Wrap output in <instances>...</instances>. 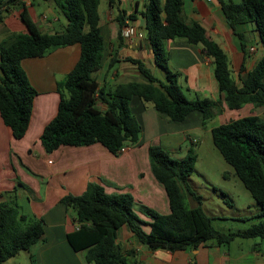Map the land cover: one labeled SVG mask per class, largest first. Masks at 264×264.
<instances>
[{
	"label": "trees",
	"instance_id": "16d2710c",
	"mask_svg": "<svg viewBox=\"0 0 264 264\" xmlns=\"http://www.w3.org/2000/svg\"><path fill=\"white\" fill-rule=\"evenodd\" d=\"M53 1L68 20L62 33H43L24 0H0V24L12 11L21 9L19 18L26 27V33H10L0 41V114L17 140L28 131L38 95L22 68V62L74 45L80 47V59L60 84L56 116L45 126L40 137L48 153L61 147L99 143L112 155L119 156L123 149L138 144L141 126L130 108L134 97L152 104L174 122H181L198 111L202 114V125L206 126L216 115L222 114L221 101L209 98L190 100L186 96L179 84L180 75L169 68L167 40L184 39L192 45L202 46L204 55L213 61V73L229 110L237 111L247 104L264 108V56L249 72H246L244 57L236 77L228 55L207 36L205 28L198 22L185 21L183 0H148L143 12L146 40L156 64L165 70L166 80L151 75L141 61L127 58L138 65L148 82L131 81L109 91L97 80L104 56L98 10L101 0ZM219 2L244 54L247 43L239 31L242 25H254L264 47V0ZM116 62L117 58L113 59L111 68ZM99 102L106 104L105 110L99 108ZM211 135L214 146L260 206L264 217V119L250 115L231 120L213 128ZM149 160L155 179L168 196L170 213L167 215L143 207L150 219L144 222L135 212L132 195L109 194L102 185L94 183L88 184L81 195L62 198L61 203L75 212L73 222L77 226L67 234L68 243L75 252H85L88 263L128 264L127 257L133 251L122 252L117 242L124 226L150 251L175 253L188 248L197 249L210 242L219 246L230 245L238 238L264 240V220L240 232L224 233L213 227L202 209V197L189 186L188 180L197 161L193 148L177 159L159 144H152L149 146ZM187 195L197 202V207L188 206ZM144 226L148 227L147 230ZM45 240L42 219L24 215L17 206L0 203V264L22 251H30Z\"/></svg>",
	"mask_w": 264,
	"mask_h": 264
},
{
	"label": "crops",
	"instance_id": "0c3cea01",
	"mask_svg": "<svg viewBox=\"0 0 264 264\" xmlns=\"http://www.w3.org/2000/svg\"><path fill=\"white\" fill-rule=\"evenodd\" d=\"M24 2L43 33H62L68 25L67 18L53 0ZM183 2L185 21L198 22L205 28L207 36L228 55L236 77L244 57L246 72H249L264 56L259 33L252 24L239 28L247 43L244 54L219 0ZM147 4L148 0H115L114 3L109 0L100 1L98 10L104 38V56L97 80L106 91L131 81L148 82L138 65L127 61V58L141 61L151 75L166 80V72L156 64L145 37L143 12ZM20 10L12 11L0 24V41L10 33H26V27L19 18ZM127 25L132 26L142 38H124L123 31ZM165 47L169 53V68L180 75L179 84L186 96L190 100L209 98L221 101L223 112L206 126L202 125V114L198 111L192 112L181 122H174L159 113L152 104L134 97L130 108L141 126L140 140L119 156L112 155L99 143L61 147L52 153L46 152L41 143L40 137L45 126L57 113L60 84L80 59L78 45L59 48L42 58L22 62V68L38 95L34 100L28 131L22 139L14 137L0 114V203L17 206L24 215L42 219L46 240L30 251L20 252L5 264H92L86 261L85 252H75L68 243L67 234L77 226L73 222L75 212L61 203L63 197L81 195L88 184L94 183L102 185L109 194L132 195L135 212L144 222L150 219L145 215L143 207L167 215L170 213L168 196L152 173L149 146L159 144L172 156L178 152L187 154L190 148L194 149L199 144L203 133H209L215 128L209 127L213 120L219 117L233 120L231 118L234 113L240 110L243 117L257 115L254 112L259 108L250 104L237 111L226 107L224 95L213 73V61L204 55L201 45L175 39L167 40ZM116 58L117 62L111 68L110 64ZM155 72H158L159 77ZM98 106L101 110L106 109L103 102H99ZM239 118L242 117L237 114L236 119ZM186 202L190 208L198 206L189 195L186 196ZM147 228L144 226L145 230ZM261 241H255L246 249L239 247L238 251L232 246L233 242L227 247L210 242L197 249L188 248L172 253L165 250L150 251L127 226L122 227L117 239L122 252L133 251L127 257L128 264H264V240ZM20 257H25L26 261L18 260Z\"/></svg>",
	"mask_w": 264,
	"mask_h": 264
},
{
	"label": "rangeland",
	"instance_id": "374dc122",
	"mask_svg": "<svg viewBox=\"0 0 264 264\" xmlns=\"http://www.w3.org/2000/svg\"><path fill=\"white\" fill-rule=\"evenodd\" d=\"M224 1L240 3L243 0ZM155 73L159 77L158 72ZM138 80L141 81V79ZM241 113L242 110L235 112L231 119H236L237 114L243 117ZM254 113L260 114V117L264 119V108L255 109ZM229 121L231 120H223L219 117L209 123V127H218ZM194 151L197 154V161L194 172L188 180L189 186L202 197V209L211 219L216 230L224 233L240 232L252 224L264 220L260 213V206L214 146L211 132H205L200 136V142L194 146ZM185 155L184 152H178L173 157L180 159ZM255 241L263 242L261 239L238 238L232 243V246H235V251H238L239 247L246 249L252 246ZM222 246L227 247L228 245ZM25 259V257H20L18 260L24 262Z\"/></svg>",
	"mask_w": 264,
	"mask_h": 264
},
{
	"label": "built area",
	"instance_id": "2783aa9c",
	"mask_svg": "<svg viewBox=\"0 0 264 264\" xmlns=\"http://www.w3.org/2000/svg\"><path fill=\"white\" fill-rule=\"evenodd\" d=\"M123 36L124 38H126L127 40L128 39H132L133 37H139V38H142V35L140 33H138L132 26L130 25H127L126 28L124 29L123 31ZM125 149L122 150V152L124 151ZM121 152V153H122Z\"/></svg>",
	"mask_w": 264,
	"mask_h": 264
}]
</instances>
